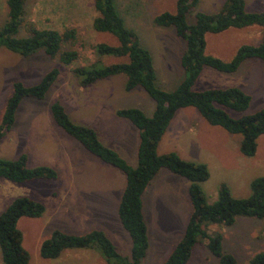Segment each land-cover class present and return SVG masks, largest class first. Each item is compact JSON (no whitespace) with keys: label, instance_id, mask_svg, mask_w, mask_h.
<instances>
[{"label":"rangeland","instance_id":"1","mask_svg":"<svg viewBox=\"0 0 264 264\" xmlns=\"http://www.w3.org/2000/svg\"><path fill=\"white\" fill-rule=\"evenodd\" d=\"M245 1L249 12L264 11V0ZM26 2L25 19L34 22L39 29L77 31L80 59L73 64L75 68L100 69L128 62L126 57L101 55L94 49L98 44L118 47L119 40L112 34L94 30L93 22L97 13L93 0ZM115 2L126 26L140 36L142 44L151 53L158 87L167 92L175 91L185 79L181 59L186 52V43L178 37L174 28L159 27L155 25L154 19L164 12H176L177 0ZM225 2L226 0H200L198 7L188 17L189 24L195 23L196 12H218ZM8 13L7 0H0V30L7 23ZM263 31L261 27H252L208 34L207 54L226 62L231 61L240 47L260 44ZM28 36L25 28H22L18 35L19 38ZM15 56L17 59L8 63L0 58V125L15 83L35 86L50 71H60V77L44 100L25 98L22 101L12 133L0 141V159L16 160L24 154L23 148L31 146L33 152H28L27 155H30L33 166L50 165L53 160L49 157L50 154L58 155V160L62 162L59 167L61 170L56 169L59 173L58 179L35 182L22 189L8 191L15 195L20 190L23 195L28 193L33 197L34 192L43 199L39 202L45 206V213L40 219L24 218L19 222V229L24 235V247L29 251L31 261L33 264H108L94 249L68 250L54 263V260L43 259L40 256V244L50 239L56 230L71 235L102 231L122 255L129 256L132 240L118 215L126 186L125 175L100 163L99 159L89 155L81 144L67 135L55 121L52 106L56 102L64 101L69 109L67 113L74 123L81 122L93 126L101 134L110 135V138L122 147V134L129 130L127 126H120L117 121L120 118L114 110L139 108L143 109L147 116H151L156 106L154 100L142 88L127 92V83L123 76L101 81L79 92L78 83L81 81L73 72L75 68L71 71L65 69L64 65L48 57L44 51L29 57L18 54ZM230 87L240 88L252 97L249 109L243 113L224 108L231 117L240 119L264 109V63L258 59L247 61L235 74H224L207 67L195 89L204 91ZM58 92H61L60 99L56 97ZM72 97H78L80 108L70 105L69 99L74 104ZM99 101L106 106H102ZM111 105H114V108L108 107ZM190 110L181 109L177 112L159 154L176 152L185 161L207 165L210 179L203 183L202 187L209 204L218 201L222 184L229 187L234 197L249 198L251 182L264 177V135L258 140L257 154L254 157H246L240 151L241 135H234L221 127L212 126L195 108ZM135 130L139 134L138 130ZM13 141H16V144L10 143ZM129 141L131 144L124 141V150L119 149L128 164L136 167L139 139L134 134L129 137ZM9 203L10 201L6 203L0 198V215ZM144 213L150 249L143 264H164L182 239L192 213L187 181L168 170H161L144 194ZM211 231L223 234L224 251L234 255L239 264H248L254 256L264 252V220L239 218L231 227L214 225ZM0 264H4L1 248ZM188 264H219V259L202 244L194 249Z\"/></svg>","mask_w":264,"mask_h":264},{"label":"trees","instance_id":"2","mask_svg":"<svg viewBox=\"0 0 264 264\" xmlns=\"http://www.w3.org/2000/svg\"><path fill=\"white\" fill-rule=\"evenodd\" d=\"M26 1L7 0L8 20L0 30V48L23 57L44 51L47 56L58 59L63 65L71 66L76 63L80 59L77 31L39 29L34 22L25 19ZM93 1L97 13L93 22L94 30L112 34L119 40L118 47L98 44L94 49L101 55L126 57L128 62L100 69L77 67L73 72L80 78L83 87L125 75L127 92L142 88L154 100L156 108L151 116H147L139 108L117 111L120 118L128 120L139 130L137 166L132 167L118 152L102 143L94 129L74 123L60 102L54 103L52 113L60 128L87 152L125 175L126 186L118 215L132 240V249L129 256L122 255L113 241L99 230L85 235H71L56 230L50 239L42 243L40 256L46 260H57L68 250L94 249L108 264H143L150 249L144 194L159 172L168 170L189 182L188 195L192 213L182 239L164 264H188L194 249L202 244L219 259V264H239L234 255L224 251L223 234L212 232L211 227H231L239 218L264 220V177L251 182L249 198L234 197L229 187L222 184L218 201L209 204L202 187L210 179L207 165L185 161L176 152L160 155L158 149L177 112L195 108L210 125L241 135L240 151L244 156L254 157L257 154L258 140L264 135V109L235 119L224 108L238 113L247 111L252 103L249 94L237 87L198 91L195 86L207 67L220 73L235 74L247 61L258 59L264 63V31L260 44L240 47L231 61L226 62L207 54L208 34L252 27L264 30V11L249 12L245 0H226L218 12H196L195 23L189 24L188 17L198 7L200 0H177L176 12H164L155 17V25L174 28L178 37L186 43V52L181 59L185 79L175 91L167 92L158 87L153 57L142 44L139 35L126 26L115 0ZM22 28L27 30L28 37H18ZM65 46L71 48L64 49ZM59 75L60 71L54 69L38 85L28 87L21 82L14 84L13 94L8 99L0 125V141L12 131L22 101L25 98L44 100ZM58 177V171L52 167H30L26 154L16 160L0 159V179L16 184L56 180ZM44 213L45 206L41 202L23 196L15 199L0 215V248L4 264L31 263V255L24 247V235L19 229V221L22 218L38 219ZM248 264H264V252L254 256Z\"/></svg>","mask_w":264,"mask_h":264},{"label":"crops","instance_id":"3","mask_svg":"<svg viewBox=\"0 0 264 264\" xmlns=\"http://www.w3.org/2000/svg\"><path fill=\"white\" fill-rule=\"evenodd\" d=\"M224 5V4H223ZM58 30V29H57ZM140 37V36H139ZM141 39V38H140ZM142 41V40H141ZM1 51H2V55H0V58L2 59V60H4V62H6V63H8V61H11V62H13L15 59H17L16 58V56L15 55H17V54H15V53H12V52H10V51H8L7 49H5V48H2L1 49ZM49 57V56H48ZM54 60H58V59H54ZM59 61V60H58ZM252 61V60H251ZM60 62V61H59ZM245 64V63H244ZM243 64V65H244ZM63 65V64H62ZM64 68L65 69H70V71L73 69V68H75V66L73 65H71V66H65L64 65ZM118 76H123V77H125V79H126V83H127V77L125 76V75H118ZM118 76H114V77H118ZM60 77V76H59ZM111 78H113V77H111ZM110 79V78H109ZM107 80V79H106ZM104 81V80H103ZM57 82V81H56ZM99 82H101V81H99ZM99 82H97V83H99ZM97 83H95V84H93V85H96ZM55 85V84H54ZM93 85H91V86H89V87H92ZM29 87V86H28ZM84 88H87V87H83L82 85H81V83H78V90H79V92H83V89ZM60 93L61 92H58V93H56V97L58 98L59 97V95H60ZM58 99H60V97L58 98ZM78 99V97L76 98V97H72V101H73V103L74 104H72L71 103V99H69V103H70V105H72V107H73V105L75 106L76 105V108H80L81 107V105H80V102L77 100ZM99 99H101V98H99ZM64 101H61L60 103H62V105H64V107L66 108V111L68 112V107H66L65 105V103H63ZM96 102H98V101H94V103H96ZM99 103L102 105V106H106L105 104H103L102 102H100L99 101ZM108 107H110V108H114V105H111V106H108ZM155 108H156V106H155ZM68 109V110H67ZM121 109H123V108H121ZM190 109H193V108H186V109H183V110H185V111H191ZM119 109L117 108V109H115L114 111H115V113H116V115H117V111H118ZM143 110V109H142ZM152 115V114H151ZM118 116V115H117ZM119 117V116H118ZM120 118V117H119ZM175 118H176V116H175ZM174 118V119H175ZM174 119H173V121H174ZM119 123H120V126L121 125H124V126H127L128 127V130H129V132L127 131V132H124L123 134H122V140H123V146L122 147H119V145H118V143L115 141H113L112 140V138H110V135H105V133H102L101 134V132L97 129V128H95V127H93V126H90V125H86L85 123H81V122H79V123H77L76 122V124H78V125H83V126H87V127H90V128H92V129H94L96 132H97V134H98V136H99V138H100V140L102 141V143H104L106 146H108L109 148H111V149H113V150H115L116 152H118L123 158H124V156H123V154L121 153V151H120V149L121 150H124V148H125V145H124V141H128L129 143H130V141H129V137L131 136V135H134V134H136L137 135V137H138V139H139V144H140V135L136 132V130L135 129H137L132 123H130L128 120H125V119H122V118H120V120H117ZM172 121V122H173ZM172 122H171V125H170V127L168 128V130L171 128V126H172ZM117 123V122H116ZM118 124V123H117ZM216 127V126H215ZM62 129V128H61ZM63 130V129H62ZM138 130V129H137ZM167 130V131H168ZM13 131V130H12ZM12 131H11V133H12ZM64 131V130H63ZM65 132V131H64ZM138 132H139V130H138ZM10 133V134H11ZM66 133V132H65ZM128 133V134H127ZM67 134V133H66ZM68 135V134H67ZM166 135V134H165ZM72 138V137H71ZM164 139H165V136H164V138H163V140H162V142L164 141ZM76 141V140H75ZM77 142V141H76ZM162 142H161V144H160V146H159V149H158V152H159V150H160V148L162 147ZM10 143H14V144H16V141H13V142H10ZM79 143V142H78ZM80 144V143H79ZM131 144V143H130ZM130 144L128 145V147L130 146ZM139 144H138V148H139ZM240 145H241V141H240ZM27 146H29V144L27 145ZM31 146H29V147H27V148H23V153L24 154H26L27 155V153L29 152V153H32L33 152V150L30 148ZM83 147V146H82ZM131 147L132 148H134L133 147V145H131ZM120 148V149H119ZM138 148H136L137 149V151H136V154H138ZM83 149H84V147H83ZM85 151V150H84ZM22 153V154H23ZM89 155H90V153L89 152H87ZM92 155V154H91ZM28 156V155H27ZM138 156V155H137ZM20 157V156H19ZM18 157V158H19ZM49 157H51V158H53V160H52V163L50 164V165H52V166H50V165H38V166H49V167H52V168H54V169H57L58 171H60L61 169L59 168V167H61V165H62V162L61 161H59L58 160V155H54V154H50L49 155ZM95 157V156H94ZM28 158H29V166L30 167H38V166H33L32 164H31V157H30V155L28 156ZM72 162V161H71ZM100 163H102V162H100ZM104 165H106V164H104ZM111 167V166H110ZM113 168V167H112ZM76 171V169H74V171L73 172H75ZM41 181H46V180H41ZM41 181H35L36 183H41ZM47 181H49V180H47ZM187 181V180H186ZM35 182H31V183H35ZM31 183H26V184H16V183H13V182H10V181H8V180H6V179H0V194H1V196H0V198L3 200V202H6V203H8L9 201H10V203L8 204V206L15 200V199H17V198H19V197H23V196H26V197H30V198H32V199H34V200H36V201H42L43 199L42 198H40L39 197V195L37 194V193H34L33 192V194H34V197L33 196H30V194H28V193H26V195H23L22 193H20V190L18 191V195L17 194H15V195H12V192H8L9 190H11V189H22L24 186H26V185H28V184H31ZM187 183H188V188H189V182L187 181ZM15 196H17V197H15ZM2 202V201H1ZM7 206V207H8ZM7 207H6V209H7ZM4 212V211H3ZM22 219H24V218H22ZM29 219V218H28ZM30 219H32V218H30ZM38 219H40V218H38ZM21 221V220H20ZM19 221V222H20ZM29 221V220H28ZM19 226V225H18ZM42 241H40V243H41ZM43 243V242H42ZM42 243L40 244V247H39V250H40V248H41V245H42ZM61 258V257H60ZM60 258L59 259H57V260H54L53 261V263L54 262H56V261H58V260H60ZM31 263L33 264V262L31 261ZM30 263V264H31ZM45 263H47V262H43V264H45Z\"/></svg>","mask_w":264,"mask_h":264}]
</instances>
